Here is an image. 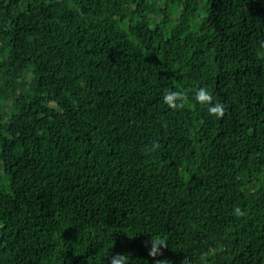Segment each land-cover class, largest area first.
I'll use <instances>...</instances> for the list:
<instances>
[{
	"label": "trees",
	"instance_id": "16d2710c",
	"mask_svg": "<svg viewBox=\"0 0 264 264\" xmlns=\"http://www.w3.org/2000/svg\"><path fill=\"white\" fill-rule=\"evenodd\" d=\"M117 253L264 264V0H0V264Z\"/></svg>",
	"mask_w": 264,
	"mask_h": 264
},
{
	"label": "clouds",
	"instance_id": "9594fccd",
	"mask_svg": "<svg viewBox=\"0 0 264 264\" xmlns=\"http://www.w3.org/2000/svg\"><path fill=\"white\" fill-rule=\"evenodd\" d=\"M184 97L185 93L183 91L177 89H168L165 91L162 100L165 105H167L171 109H182L184 107ZM194 99L195 101L206 107L207 111L210 115L213 116H221L224 113V105L219 101L214 100L213 93L206 87H198L194 91ZM160 147L159 142H153L151 145V149L155 150ZM236 214H241V210L237 207L235 210ZM162 241L159 239H153L150 242L149 254L154 255ZM110 264H127L126 256L122 253H117L111 256Z\"/></svg>",
	"mask_w": 264,
	"mask_h": 264
}]
</instances>
